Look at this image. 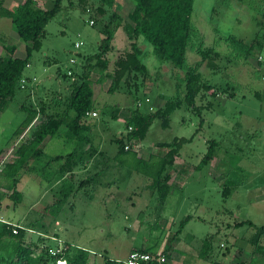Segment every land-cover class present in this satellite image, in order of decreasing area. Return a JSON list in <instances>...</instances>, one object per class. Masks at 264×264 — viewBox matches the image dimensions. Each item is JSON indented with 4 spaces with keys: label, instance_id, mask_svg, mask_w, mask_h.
Returning <instances> with one entry per match:
<instances>
[{
    "label": "rangeland",
    "instance_id": "1",
    "mask_svg": "<svg viewBox=\"0 0 264 264\" xmlns=\"http://www.w3.org/2000/svg\"><path fill=\"white\" fill-rule=\"evenodd\" d=\"M19 1L3 0L2 5L12 9ZM118 2L125 16L132 4L128 0ZM40 3L37 5L49 9L53 0ZM97 6L98 0L62 1L61 9L44 28L41 48L32 51L13 99L0 110V161L8 162L14 158L9 139L26 115L21 105L36 108L44 103L52 112L48 107L51 100L64 101L69 96L73 80L78 79L74 72H90L92 105L97 115L83 121L90 125L86 134L93 145L116 166L105 178L112 183L111 192L103 185L95 189L96 185L90 183L75 196L67 197L53 214H57L56 219L49 218L52 214L48 216L49 226L53 224L50 232L57 233V237L51 232L45 241L62 246L67 242L95 251L106 248L112 256H123L128 248L142 246L152 252L166 250L167 254L171 249L172 261L183 259V264H233L234 257L243 253L256 257L264 251L259 245L263 242L264 246V0H194L192 24L203 45L219 53L214 59L215 69L205 63L198 67L213 89L201 90L196 96L200 114L182 104L170 114L168 127H162L161 120L155 118L145 137L138 141L127 139L126 113L137 108V101L141 103L140 111L149 112L178 94L182 96L183 73L170 62L160 64L152 45L139 37L141 58L149 74L145 78L137 74L129 82L131 88L132 81L140 82L137 90L128 91L122 83L118 90L108 93L110 78L97 80L99 69L84 62L85 57L98 51L104 38L100 28L111 12L106 8L105 15L96 20ZM91 19L95 20L93 24L89 23ZM227 34L246 42L258 39L261 49H255L246 59L235 58L221 37ZM198 38L193 35L187 47L188 65L200 60L195 51ZM76 42L79 47H75ZM5 45H15L16 56H25L26 43L14 31L11 19L0 16V54L5 53ZM112 48L106 54L108 71L113 70L118 56L130 50L121 28L115 29ZM68 71L73 72L64 76ZM64 130L61 126L56 135L45 139L39 164L76 147L74 141L64 137ZM116 138L131 149L118 153ZM175 138L185 141L172 166V186L164 202L158 203L150 186L153 179L147 173L156 174L166 153L167 149L157 144ZM211 140L217 142L213 159L200 164ZM88 170H78V178L94 173ZM48 171L42 178L34 172L22 174L16 189L23 197L15 207L6 189L10 180L0 172L2 222L12 227L26 226L28 220L40 217L41 210L53 204L54 197H61V183L46 182V177H55L53 169ZM241 221L250 223L237 226ZM25 232V241L38 243V233ZM205 240L210 249L202 258L200 250ZM38 251L39 246L35 248ZM96 256L101 258L102 254Z\"/></svg>",
    "mask_w": 264,
    "mask_h": 264
},
{
    "label": "trees",
    "instance_id": "2",
    "mask_svg": "<svg viewBox=\"0 0 264 264\" xmlns=\"http://www.w3.org/2000/svg\"><path fill=\"white\" fill-rule=\"evenodd\" d=\"M62 1L53 0L52 7L45 9L38 6L36 0H20L12 9H8L2 5L3 0H0V16L11 19L14 31L26 43L23 58L14 56L15 45H5V53L0 55V110H3L8 102L13 99L16 89L20 86L22 74L28 65L31 53L41 48V37L44 35V28L48 21L61 9ZM128 1L131 2L132 8L123 16L121 14L122 6L118 0H98L94 15L96 20L105 15L106 8L111 9V12L100 28L104 38L99 43L98 51L85 57L84 62L89 67L93 68L95 66L99 69L100 76L97 80L110 78V84L107 87L108 93L118 90L122 83L128 91L131 89L137 90L141 83L132 81L133 88H131L129 82L134 80L137 74H141L142 78L147 77L149 74L147 66L141 58L142 49L138 44V38L143 37L145 41L152 45L153 52L160 64L170 62L182 71L184 85L182 96L180 94L176 95L155 110L142 112L138 109L141 103L137 101V108L131 110L125 118V125L127 139L138 141L145 137L155 118L161 120L162 127H168L170 114L182 104L200 114L201 108L195 103L196 96L201 90L210 91L213 88L204 81L198 67L200 63H205L208 68L215 69L217 66L214 59L219 56V53L212 47L203 45L201 36L192 24L194 0ZM91 20L93 23L95 22L94 19ZM116 28H121L125 33L130 43V50L118 56L114 61L113 70L108 71L109 61L106 54L113 49L112 40ZM193 35L199 37L195 51L200 56V60L193 65H188L185 62V53L192 42ZM221 37L227 43L235 58L246 59L255 49H261L258 39V41L252 39L246 42L234 34ZM72 72L67 75L64 74V76H69ZM74 73L78 75V79L77 81L73 80L69 96L64 101L58 98L51 100L48 107L51 108L52 112H48L44 103H40L39 107L36 108L21 105V109L26 112V115L14 129L9 139L14 158L8 162L0 161V172L10 180L6 189L10 191L9 197L12 199L14 207L22 201L23 197V194L16 189L22 174L31 171L40 177L46 176V170L53 162L58 163L57 166L54 165L56 169L53 171V175L55 177L67 176L61 180L59 189L61 197L56 196L53 204L42 209L46 217L52 214L53 217H51L54 218L55 211L57 212L60 209L63 201L71 196L74 190L90 185V183L95 184L93 176L81 179L76 186L72 182L73 170L88 161L97 150L91 138L86 134L90 130V125L83 121L84 118L88 117L87 112H96L92 105L93 92L89 79L90 72L85 69L82 72ZM214 93L213 90L211 94L215 96ZM148 100L146 98V101ZM61 126L65 128L62 133L64 137L74 141L76 147L64 155L50 156L39 164V158L42 155L41 145L46 138L56 135ZM129 127H131L130 130ZM116 141L119 143L118 153L131 149V146L129 149H124L126 143L122 139L116 138ZM183 141H185L184 138H175L172 142L157 144L159 147L166 148V153L161 157V166L156 174L146 173L153 179L150 186L153 189L152 192L156 194L158 203L164 202L171 188L172 166L176 156L179 155V149ZM216 145L215 140L209 142L200 164H206L213 159ZM226 190L229 191V188ZM189 217L187 216V218ZM244 223L250 222L241 221L236 225L239 226ZM0 224V264H56L58 259H64L66 264H90L88 263L89 251L85 248L64 242L62 251L52 255L50 249L56 248L57 245L47 244L45 239L48 237L30 227L29 224L16 226V233H13V227L10 224L1 220ZM262 229H264V226ZM26 230L39 234L38 243L25 241L24 234ZM38 246L39 251L36 253L35 248ZM209 249L210 246L205 240L200 250V256L206 258ZM132 250L152 252L141 247ZM162 252L169 258L166 250ZM99 264H120V262L102 255V261Z\"/></svg>",
    "mask_w": 264,
    "mask_h": 264
},
{
    "label": "crops",
    "instance_id": "3",
    "mask_svg": "<svg viewBox=\"0 0 264 264\" xmlns=\"http://www.w3.org/2000/svg\"><path fill=\"white\" fill-rule=\"evenodd\" d=\"M36 2L38 3V5H40L41 3H40V0H36ZM40 3V4H39ZM41 8H44L43 6H40ZM4 54V52L3 53H1L0 55H3ZM14 56H16V52L14 53ZM17 57H19V56H17ZM24 57V56H23ZM23 57H21V58H23ZM149 101V100H148ZM130 111L131 110H129L127 113H126V115H125V118L130 114ZM97 115V114H96ZM95 115V116H96ZM45 141V140H44ZM44 143V142H43ZM93 143V142H92ZM95 146V145H94ZM96 147V146H95ZM97 148V147H96ZM143 156H145V155H141L140 157L141 158H144ZM107 155H106V153L105 152H103V151H101V150H99V147L97 148V150L93 153V155H92V157L88 160V161H86L84 164H82L80 167H78V168H75L74 170H73V174H74V176H73V178H72V182L74 183V185L76 186L78 183H79V181L81 180L80 178H78V170H81V169H84V171H87L88 170V168H89V170H93L94 171V173L92 174V175H89V176H87V177H91V176H93L94 177V179H95V185H96V188L95 189H98L99 188V190L102 188L101 186L103 185L104 186V190L105 189H107V191H109V192H111L110 191V186H111V182H109L108 180H105V178H106V174H108L110 171H112L115 167H114V164L113 165H111V163H109V162H107ZM145 157H147V155L145 156ZM148 157H149V155H148ZM147 157V158H148ZM48 169H53V171L56 169V167H51V166H49V168ZM48 169L46 170L47 172V174H49L50 172L48 171ZM88 170V171H89ZM29 172H31V171H29ZM81 172V171H80ZM33 173V172H32ZM110 174H112V173H110ZM67 175H64V177L63 176H56V177H46L45 178V180H46V182H48V183H61V180L63 179V178H65ZM40 177V176H39ZM43 176H41V178H42ZM45 177V176H44ZM86 178V177H85ZM172 178H173V173H171V179H170V184H171V181H172ZM82 179H84V178H82ZM97 186H98V188H97ZM171 186H172V184H171ZM84 188V187H83ZM83 188H79V189H77V190H74V193L71 195V196H75L76 194H77V192L80 190V189H83ZM76 189V188H75ZM94 189V190H95ZM99 190H95V191H99ZM89 196V199H90V201L92 202L91 204H94V201H93V197L91 196V195H88ZM54 199H55V197L53 198V201H54ZM96 206L95 207H97L98 205L97 204H95ZM61 206H62V204H61ZM60 206V207H61ZM40 217H38V218H34V219H30V220H28V222H27V224H29L30 225V227H32V228H34V229H36V230H38V231H40V232H42L43 234H45L46 236H48V234L49 233H51V235L52 236H55V237H57V233H55L54 231H51L50 232V230H51V228H52V226H53V224L52 225H50L49 226V222L51 221L50 219L48 220V217H46V215H44L43 214V212H42V210H41V213H40ZM57 217V216H56ZM56 217H54L55 219H56ZM52 218V217H51ZM59 220V219H58ZM53 221V220H52ZM54 223H56V222H58V221H53ZM32 224H33V226H32ZM263 231H264V229H263ZM33 232V231H32ZM259 245H261L260 247L261 248H264V246H263V242H260L259 243ZM77 246H80V247H82V248H85L84 246H82V245H77ZM137 248V247H136ZM142 248H147V247H143L142 246ZM169 248V247H168ZM86 249V248H85ZM132 249H134V248H131V249H129L128 248V251H126L125 253H124V255L123 256H118V255H110L109 254V251L106 249V248H103V249H101V250H103L102 252H101V250L100 251H95V250H92V249H87L88 251H89V262L88 263H95V264H99V263H101V261H102V257L101 258H99V257H97L96 255H97V253L98 254H102L103 255V257L105 256V257H107V258H110V259H114V260H116V259H120V260H123L126 256H127V254H128V252L129 251H131ZM148 249V248H147ZM170 249V248H169ZM112 252V251H111ZM113 252L115 253V254H117L118 252H116L114 249H113ZM168 256H169V264H183L184 263V260L183 259H179V260H177V261H172V257H171V249H170V254H168ZM248 259V260H247ZM247 261H248V264H264V251H261V253H259L258 255H256V257L254 256V255H251V256H249V257H247L244 253L242 254V255H240V256H238V257H234V259H233V264H245V263H247Z\"/></svg>",
    "mask_w": 264,
    "mask_h": 264
},
{
    "label": "built area",
    "instance_id": "4",
    "mask_svg": "<svg viewBox=\"0 0 264 264\" xmlns=\"http://www.w3.org/2000/svg\"><path fill=\"white\" fill-rule=\"evenodd\" d=\"M90 24L93 23L92 20L89 21ZM80 43H75V47H79ZM71 62H74L73 59H71ZM71 72L68 71V74ZM95 116L96 112H87V116ZM131 127H129V130ZM130 145L126 144L124 146V149H129ZM13 233L17 232V227L14 226L12 229ZM63 249V246L61 243L57 245L56 248L50 249V253L52 255H55L57 253H60ZM120 262V264H169V258L164 254L162 251L159 252H146L142 250H131L128 252L127 256L123 259H116ZM56 264H66V261L64 259H58L56 261Z\"/></svg>",
    "mask_w": 264,
    "mask_h": 264
}]
</instances>
